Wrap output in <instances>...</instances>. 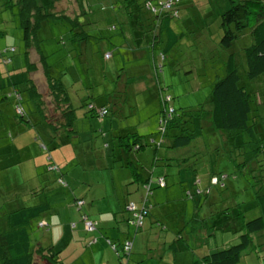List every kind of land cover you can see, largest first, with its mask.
Wrapping results in <instances>:
<instances>
[{
  "label": "rangeland",
  "instance_id": "374dc122",
  "mask_svg": "<svg viewBox=\"0 0 264 264\" xmlns=\"http://www.w3.org/2000/svg\"><path fill=\"white\" fill-rule=\"evenodd\" d=\"M2 1L4 0H0V4ZM143 1H56L53 12L55 14L65 13L70 17L78 15L76 25L75 22L71 23L65 19L47 20L41 25L37 35L39 45L47 57L46 63L49 65L50 75L54 79H60L73 98L76 108L74 127L77 136H72L66 141L67 134L60 133L56 138L57 142L51 144L50 142L54 139L50 136H55V134L49 133L50 126L43 122L37 112V103L34 100L28 101L24 92L20 106L26 112L28 122L21 121L15 116L13 97L10 96L6 103L0 104L1 213L10 212L19 204L27 203L24 193H28L29 180H32L33 185V178L38 173L41 174L39 177L42 178V175L45 177L48 184L44 181L39 192L40 197L37 196L32 200L41 198V201L49 203L50 214H57V223L54 224L60 225L62 221L69 223L70 219L74 218L76 210L72 206V213L69 212V208L65 206V197L68 198V204L73 199L83 197V193L86 192L84 183L91 177L102 176L99 183L107 184L106 191L108 192L110 188L108 185L109 175L116 176L120 172H122L121 176L126 174V170L121 169L124 163L121 152L116 149L118 147L117 136L111 141L112 129L119 131L128 126L132 130H138L142 135L154 134L157 131L158 119L161 115L160 107H156L154 103H146L148 94H143L145 92L142 91L143 89H141V93H130L138 85H134V83L140 81L135 78L142 77V74H136V71H146L142 81L146 82L150 92L154 93L150 89L153 87L150 86L148 80L149 74H154L153 70H149L146 66L141 70L139 67L144 63L148 64L146 57L150 54L149 48L146 46L142 58L137 57L136 53H126L125 44L127 42L121 37V31L133 37L130 28L132 19H127L126 9L138 8L141 20L145 19L146 21L145 28H143L145 33L143 44L149 40V15L143 9ZM222 7L223 4L219 2L209 5L205 0H182L180 17L171 21V26L180 35V40L174 46L175 54L169 53L167 56L162 72L158 75V83L163 88L162 96L169 95L172 98L170 105L177 112L195 111L202 108L207 114L211 109L209 98L213 84L225 75V63L231 53H234L236 57L242 85H245L248 91L259 93L260 99L263 101L261 108L264 109V81L261 80L264 79V76L255 81L247 79L238 41H235L229 50L219 46L222 31L219 27L220 20L214 15L217 9ZM79 33L82 34L79 35ZM84 35L88 37L83 39ZM10 48L15 49V53L10 55V62L0 64V72L4 74L7 71L23 68L26 59L18 10L14 7L4 11L0 7V52ZM107 55L110 58L105 59ZM29 58L39 70L33 74L32 78L50 109L53 106L47 97L45 77L38 61V55L33 49L30 51ZM125 78L126 80L128 78V81L133 80V83L128 84L127 91L129 93L125 96L127 101L124 102V109L120 110L122 116H119L117 112L115 115L113 113L99 119V117L87 114V103L92 101L89 96L93 98L96 108L100 107L102 94L109 93L112 100H117L120 85L124 83ZM75 82H77L76 85ZM79 88L83 93H79ZM159 99L156 95V102ZM157 104L159 103L157 102ZM136 106L139 108L136 109ZM136 111L139 112L135 114ZM104 132H107L106 139H103ZM200 142L197 141L186 152H192L191 150L195 146L199 148ZM202 143L205 155L197 158L195 163L194 159L190 160L193 161V167L197 169L196 173L174 165L154 167L153 180L163 178L166 184L168 183L166 188L156 186L155 182L152 185V194L160 192V190L165 193L157 202L164 205V208H154L150 215L146 216L144 226L136 234L137 239L141 237L142 241H140V247L138 246L136 250L132 251V260L139 251L144 254V260L140 264H153L152 260L155 263L174 261L176 264H192V261L197 257L217 249L228 248L239 242V234L234 233L235 230H233L235 226L232 232H226L225 229L217 230L215 221L223 222L220 220L222 215L219 216L221 210L228 208L230 210L229 205H236L233 211L236 212L237 208L238 210L237 216L236 213L233 214L236 217L233 219V225L239 224L241 213H243L245 221L264 216V209L260 205L261 200L257 198L258 195L264 194V187L260 188L259 184H256V180L251 178L255 177L251 175V167L247 168V172L244 173L247 174L246 176L242 175L235 166L239 163L237 153L229 160L227 157H223L224 154H227L222 151L224 150L222 146L219 150L220 153L214 152V147L218 143L214 133L204 132ZM59 144L61 146H58ZM41 145H48L50 151H44L43 148L41 149ZM51 146L54 148H50ZM137 157H141V159L144 157L142 167L146 166L151 169L153 151L150 148L145 149L139 155H128L129 163L135 164L139 160ZM48 159L58 165L61 173L64 174L65 181L70 186L62 187L56 181V174L45 171L44 165ZM106 165L114 168L108 169ZM210 170L211 172L221 171L228 177L224 179L223 175L220 177L221 183L212 182L210 184ZM215 176L218 177V175ZM198 180L201 182L197 185L199 190L208 189L209 194L205 193L201 196L196 193L195 183ZM224 184L226 188L221 189L224 188ZM138 186L141 187L140 184ZM76 187L78 188L76 189ZM140 190L144 197L145 191L141 188ZM66 191H68L67 194ZM186 192L189 193L186 194ZM138 197V195L135 197L137 204L140 203ZM148 200L151 205H156L152 196ZM99 206L101 210L106 207L102 204ZM50 214H44L41 217L46 219ZM122 214L124 213L121 212L119 217ZM193 218H207V223L204 225L203 222H192ZM76 224L82 228L79 217L76 219ZM72 225L71 223L69 225L61 224L58 228L53 226L49 230L36 228V225H33L30 231V243L32 246L43 247L50 244L60 251L59 257L63 264H73L74 260L77 264V258L80 260L81 254L87 253L84 246L89 233L92 232L85 229L88 232L86 233L82 229L78 240L74 241L71 234L76 229H69ZM212 226L215 228H211ZM130 228L133 236L134 225L132 224ZM178 235L182 237L188 250L173 253L168 250V244L165 241L171 239V242ZM112 240L116 242L117 238H112ZM118 247L119 245H117ZM107 248L106 254L108 252L114 254L108 245ZM151 257L153 259L149 261L148 259ZM35 263L42 264L39 259H35ZM237 264H264V230L253 235L252 243Z\"/></svg>",
  "mask_w": 264,
  "mask_h": 264
},
{
  "label": "trees",
  "instance_id": "16d2710c",
  "mask_svg": "<svg viewBox=\"0 0 264 264\" xmlns=\"http://www.w3.org/2000/svg\"><path fill=\"white\" fill-rule=\"evenodd\" d=\"M56 1L4 0L0 4V7L4 11L11 10L14 7L18 10L19 24L23 32L25 44L26 59L23 68L7 71L5 74L0 72V104L6 103L10 96L11 98L13 97L15 116L21 121L28 122L27 114L22 106H20L23 100L22 93L24 92V96H26L28 101L34 100L37 103V112L40 114L43 122L50 126L49 133L53 132L55 134V136H50L54 139L50 142L51 144L57 142L56 138L60 133L67 134L66 141L72 136H77L74 128L76 108L70 102L69 93L62 81L60 79H54L50 75V68L46 63L47 57L39 45L37 35L41 25L47 20L65 19L71 21V23L75 22L74 24L76 25L78 15L70 17L65 13L55 14L53 12ZM164 1L166 0L143 1V9L149 15L148 25L150 28L148 31L150 33L148 46L150 53L153 54V72L156 84L158 83V75L162 72L167 56L169 53L175 54L173 51L174 46L180 40V35L171 26V21L172 19H178L180 17L179 11L182 0L173 2L169 10L162 9L158 5V2ZM205 1L209 5H214L217 2L223 4V7L217 9L214 15L220 20L219 27L222 31L219 46L222 49L229 50L233 47L234 42L238 41L243 55L247 79L255 81L263 77L264 0ZM148 3L156 7L157 11L152 12ZM128 7L130 8L131 6L129 5ZM127 10V19H132V25L130 27L132 34L136 31L139 33L138 37L143 38L145 34L143 29L145 28V19L141 20L138 8ZM81 34L79 33V35ZM85 37L88 36L84 35L83 39ZM32 49L38 55V61L45 77L47 97L53 106L50 109L32 78L33 74L38 70L37 65L31 62L29 58ZM14 53V48L0 52V64L9 63L11 59L10 55ZM261 80L264 81L263 78ZM241 82L236 57L234 53H231L225 63V75L213 84L209 98L211 109L207 114L202 108L195 111L183 110L177 112L170 105L172 98L169 95H164L161 100V115L158 119V129L154 134L142 135L130 128H126V132H123L122 129L115 131L116 134L113 135V138L117 136L116 139H118V147L116 149H119L121 152V158L124 162L121 167L130 168L132 174L134 175L135 173V182L142 184V186L144 185L145 195L141 202L139 204L129 203L126 206V211L130 214L127 223L134 225L136 233L142 229L146 216L150 215L153 210V205L148 200L152 195L153 183H157L156 186L159 187H166L168 184H166L163 178L155 181L151 180L154 167H170L174 165L180 169L184 168L186 171L196 173L197 169L193 167V161L191 162L190 160L194 159L195 163L197 158L205 155L202 143L204 132H210L216 135L218 143L214 147V152L220 153L219 150H221L222 146L224 149L222 151L227 154H224L223 157H227L229 160L237 153L239 163L235 164V166L238 172L246 176L247 174L244 173L247 172V168L251 167V175L255 176L251 178L256 180L255 182L259 184L260 188L264 187V109L261 108L263 107V101L260 99L259 93L256 91H248ZM167 96H169V101H165L164 99ZM110 106L96 108L95 105L88 104L87 114L92 117H99L100 119L109 114L117 113V110L114 111ZM168 108H172L170 115L167 114ZM104 109L106 114L101 116L100 111ZM49 113L55 116L49 117ZM197 141H201L199 148L195 146L191 150L192 152H186ZM47 146L41 145V149L50 151L49 146ZM58 146L61 145L59 144ZM50 148H54V146ZM148 148L153 151L151 169L146 168V166L142 167L144 157L142 159L141 157H137L139 160L135 164L129 163L128 155H139ZM46 161L47 163L44 165L45 171L56 174L57 183L63 185L64 178L58 165L50 162V159ZM147 171L149 173L151 172V175H148V178L145 179L144 175ZM209 174L210 184L212 182H215V184L222 182L220 177L224 174L221 171L211 172L210 170ZM39 175L41 174H35L33 185L31 184L32 180H29L30 186L27 190L28 193H24L27 201L26 204H19L14 210L7 213H1L0 211V264H36L35 259H39L42 264H63L59 257L60 251L54 246H32L30 243V231L33 225H36V228L46 229V225L42 224L44 220H42L41 216L50 211L49 203L41 201V198L40 200H34L35 202L32 200L37 196L40 197L41 194L39 192L44 181L48 184L45 177L42 175L41 178ZM215 175H218V177ZM225 177L228 176L224 175V179H226ZM199 183H201L200 180L195 183L196 193L201 196L208 193V189L199 190L197 186ZM223 187L221 189H225L226 185L224 184ZM257 198L261 200L260 205L264 209V194L258 195ZM83 204L84 201L82 199H74L73 206L79 213L81 222L84 223L90 221V218L85 213ZM131 205L134 206L133 210L129 209ZM229 206L230 210L227 207L228 209H223L219 212V216L222 215L220 220H223V222L217 220L215 221V225L217 226V230L223 231L225 229L226 232H232L235 226L233 230H235L234 233L239 234V242L228 248L217 249L209 254L197 257L192 261V264H237L248 246L252 243L253 235L264 230V216L245 221L243 213H241L239 224L233 225V219L236 218L233 214L236 213L237 216L238 208L234 212L233 208L236 205L231 204ZM138 217L141 218V225L135 224ZM192 222H203L206 225L207 218H193ZM93 224L95 226L94 229H96L97 225L95 223ZM211 228H215V226ZM105 242L119 258L121 264H128L131 247L128 251L125 250V247L131 244V240L127 238L122 242H115L106 237ZM117 245H119L118 248ZM168 250L173 253H180L188 250V246L183 243L182 237L178 235L169 244Z\"/></svg>",
  "mask_w": 264,
  "mask_h": 264
},
{
  "label": "crops",
  "instance_id": "0c3cea01",
  "mask_svg": "<svg viewBox=\"0 0 264 264\" xmlns=\"http://www.w3.org/2000/svg\"><path fill=\"white\" fill-rule=\"evenodd\" d=\"M132 36L134 37V40H132L133 37H130L128 35V33L121 31V37L123 39L126 40V53H136L137 57L142 58L143 52L146 50V46H148V42L149 40L143 44V38L141 39L139 36V33L134 31V33L132 34ZM149 48V46H148ZM149 53H150V49H149ZM153 54H148L146 59H148V64L145 65L142 64L141 66V70L143 68L148 67L149 70H153V58H152ZM135 57V56H134ZM110 58V57H109ZM37 72H39V70H37ZM36 72V73H37ZM146 71H136V74H142V77H137L135 79L140 80L139 83H134V85L138 84L135 86V89H133L132 91H130V93H135V92H139L141 93V89H143L142 91H145L143 94H148V96H146V103L147 104H156V107H160L159 111L161 110V100H162V91L163 88L159 85V83L156 84V80L155 77L153 76L154 74L150 73L148 76V80L150 81V86H152L153 88H150L152 91H154V93L152 94L146 84V82H143L142 79H144V73ZM154 73V72H153ZM134 79V80H135ZM154 79V80H153ZM77 82H75L76 85ZM133 80L128 81V78L124 83H122V85H120V90H119V95H117L118 99H111V96L109 93L106 94H102L101 95V102H100V107H108L110 106L111 108H113V110H117L119 109L118 114L119 116H122V113L120 110L124 109V102L127 101V98L125 97L129 91H127V89L129 88L128 84H132ZM142 83V84H141ZM158 85L160 87H158ZM141 87V88H140ZM159 88V91H158ZM161 88V90H160ZM79 93L82 92V89L79 88ZM83 93V92H82ZM78 94V93H77ZM156 95L159 99V101L157 100V102L159 104H157L156 102ZM70 96V95H69ZM92 101H89L87 104H93L94 100L91 96H89ZM70 102L72 103L73 107V98L70 96ZM85 106V104H84ZM75 108V107H74ZM139 108L138 106H136V109ZM139 111H136V113H138ZM115 115V114H114ZM138 115V114H137ZM55 116L52 113H49V117H53ZM76 116V115H75ZM48 122V121H47ZM75 128V127H74ZM126 128H130L128 126H126ZM125 127L122 128L123 132H126ZM117 129H112L111 132V141L113 138V135L116 134L115 131ZM122 132V133H123ZM136 132L139 133L138 130H136ZM104 137L103 139H106L107 137V132H104ZM140 134V133H139ZM108 146V145H107ZM152 165V164H151ZM106 167L108 169H113V166H108L106 165ZM101 169H105V168H101ZM121 169H125L126 170V174L124 176H121V173L116 174V176H113L112 174L109 175V191L107 192V184H101L99 182H101L102 180V176L101 177H97V178H89L86 180V192L83 193V197L79 198L82 199L84 201L83 204V208L85 210V213L87 214V216H89V218L91 219L90 221L95 223L97 226V230L94 229L89 233V236L87 237V243L85 244L84 247H86V251L87 253L85 254H81V258L79 260V258H77V264H121V261L119 260V258L116 256V254H112L110 252H108V254H106L105 250H107V244L106 242H104L106 240V237L111 239L112 238H117V241H124L125 239L128 238V240H131V254L129 256L128 259V264H140L141 262H143L144 260V254L142 252L136 253V256L133 257V260L131 258L132 256V251L136 250V248L139 246L140 247V241H142V238L140 237L139 239H137V235L138 232H134V235L132 236L131 233V225L127 223V219L128 217H130V214L126 211V206L129 203H134L137 204L135 202V197L138 195V200H142V193L141 190H144L142 184L135 182L136 178H135V173L134 175L131 172L130 168L127 167H122ZM122 171V170H121ZM134 171V170H133ZM125 172V171H124ZM154 171L151 175V172L149 173V171L146 172V174L144 175L145 179L148 178V175L154 176ZM63 178H64V174H63ZM159 179V178H158ZM63 185H61L62 187H68L70 185H68L69 183L65 181V179H63ZM151 180H153V177H151ZM157 180V179H155ZM153 180V181H155ZM136 183V184H135ZM32 184V183H31ZM83 184V185H84ZM140 184V188L138 185ZM82 185V187H83ZM78 187H76L77 189ZM85 188V187H83ZM166 188V187H165ZM73 191V190H72ZM68 193V191H66V194ZM165 193L163 192V190H160V192H157L155 194H152V199L154 202H156L155 206L153 205V208H164V205L158 204V200L161 198V196H164ZM68 198L65 197V206L69 208V212L72 213V206H73V202L74 199L72 200V202L70 204L67 203ZM88 201V203H87ZM100 204H102L104 207L103 210L100 209ZM139 204V203H138ZM71 206V207H70ZM74 207V206H73ZM72 208V209H71ZM75 208V207H74ZM76 210V209H75ZM123 212L124 214L120 215L119 214ZM51 210L47 213L50 214ZM79 217V222L81 223L82 228H79L76 224V219H78ZM44 220V225H47L46 230L51 229L53 226H55L56 228H58L61 224H67L69 225V223L73 224L72 226H70L69 229L71 230H75V232H73L71 234V237L74 241L78 240L79 236H80V232H82V229L84 232L85 231V225H83L84 223L81 222V218L79 216V213L77 212V210L75 211L74 214V218L70 219L71 221L69 223H65V222H61L60 225L59 224H54L57 223V214L53 215L50 214V216H48V218L43 219ZM89 221V222H90ZM83 223V224H82ZM144 225V222H143ZM134 230V229H133ZM135 231V230H134ZM88 233V232H86ZM109 236V237H108ZM132 236V238H131ZM105 237V240H103V238ZM119 238V239H118ZM167 239L165 242L166 244H169L174 240L172 239V241L170 242V240ZM114 241V240H112ZM170 242V243H169ZM50 244H48L49 246ZM51 246V245H50ZM140 250V249H138ZM87 254V256H86ZM150 259H153V257L149 258L148 260L150 261ZM163 260V259H161ZM153 264H176L174 261L171 262H162L161 261L159 263H155L154 260H152ZM76 264V260H74V263Z\"/></svg>",
  "mask_w": 264,
  "mask_h": 264
},
{
  "label": "built area",
  "instance_id": "2783aa9c",
  "mask_svg": "<svg viewBox=\"0 0 264 264\" xmlns=\"http://www.w3.org/2000/svg\"><path fill=\"white\" fill-rule=\"evenodd\" d=\"M173 2H177V0H166L164 2H158V5L161 6L162 9L169 10L171 8V5H172ZM148 6L151 8L152 12H156L157 11L156 7L152 6V4L148 3ZM109 57L110 56L107 55L105 59H108ZM164 99H165V101H169V96L165 97ZM171 113H172V108H168V113L167 114L170 115ZM105 114H106L105 109L100 111V115L101 116H103ZM129 209L133 210L134 206L131 205L129 207ZM135 224L136 225H141V218L140 217L137 218ZM84 225H85V229L88 230V231H92L95 228L94 224L89 222V221L84 222ZM130 246H131V244H128V246L125 247V250L128 251L130 249Z\"/></svg>",
  "mask_w": 264,
  "mask_h": 264
}]
</instances>
